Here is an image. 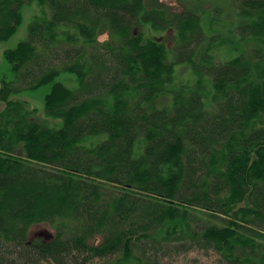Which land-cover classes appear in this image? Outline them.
<instances>
[{
	"label": "trees",
	"instance_id": "obj_1",
	"mask_svg": "<svg viewBox=\"0 0 264 264\" xmlns=\"http://www.w3.org/2000/svg\"><path fill=\"white\" fill-rule=\"evenodd\" d=\"M34 3L42 14L3 53L0 264H168L195 249L264 264V0H231V18L161 0H0V40ZM146 25L174 29L175 46ZM45 86L53 124L22 97ZM42 224L55 232L32 236Z\"/></svg>",
	"mask_w": 264,
	"mask_h": 264
},
{
	"label": "rangeland",
	"instance_id": "obj_2",
	"mask_svg": "<svg viewBox=\"0 0 264 264\" xmlns=\"http://www.w3.org/2000/svg\"><path fill=\"white\" fill-rule=\"evenodd\" d=\"M207 0H200V2L196 3L194 1H187V0H161L164 5H172V7L177 10H194L198 11L201 10L205 6H212V5H219L220 7H224L226 9V16L231 18V6L228 8V6L231 4V0H214V1H207ZM187 2V4H186ZM150 3L155 4L157 6H161L160 0H150ZM213 3V4H212ZM162 4V5H163ZM216 7V6H214ZM43 12V7L37 3L32 4L31 6H26L24 9V21L19 28V30L8 40H0V79L2 76L8 77L10 75V66L5 61L3 53L5 49L14 47L20 40L26 38L27 36V30H28V24L32 19V16L41 15ZM223 18V17H222ZM218 26V24H217ZM218 27H226L222 24H219ZM146 31L148 34L156 37L163 38L167 44L170 47H174L176 43V33L174 29L171 28L168 29V31H156L151 29L148 25H146L143 28V31ZM108 37L107 34H102L100 36V40H104ZM224 53V51H223ZM225 54V53H224ZM228 56L229 54H225ZM171 59H174V55H170ZM218 58V57H217ZM177 74L181 80H187L192 76L191 69L185 65V64H179L177 65ZM61 80L66 81L68 84L74 85V81L72 78L68 77V75H63ZM49 90V86L43 87L40 91H38V95L36 94H25L22 95L23 98L29 100V107L30 108H37V112L35 113V116H37L40 119H47V121L50 124H53V120L51 118H46L42 108H43V98L44 94ZM2 108V105H0V109ZM48 123V124H49ZM54 229L46 224L42 225H35L31 229V235L32 236H41L46 237L50 234L54 233ZM218 254L215 252H204L203 250H193L190 252L182 253L181 255H175L172 258H166L164 261H166L168 264H217V258Z\"/></svg>",
	"mask_w": 264,
	"mask_h": 264
}]
</instances>
